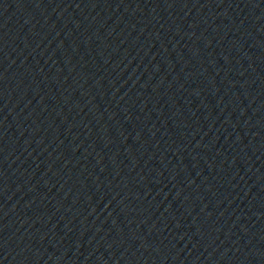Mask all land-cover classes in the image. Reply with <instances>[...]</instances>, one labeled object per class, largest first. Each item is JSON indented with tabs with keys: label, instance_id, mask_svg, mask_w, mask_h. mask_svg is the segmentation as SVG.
Listing matches in <instances>:
<instances>
[{
	"label": "water",
	"instance_id": "obj_1",
	"mask_svg": "<svg viewBox=\"0 0 264 264\" xmlns=\"http://www.w3.org/2000/svg\"><path fill=\"white\" fill-rule=\"evenodd\" d=\"M0 264H264V0H0Z\"/></svg>",
	"mask_w": 264,
	"mask_h": 264
}]
</instances>
